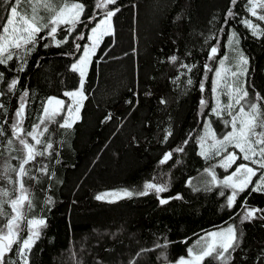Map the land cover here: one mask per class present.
Listing matches in <instances>:
<instances>
[{
  "label": "trees",
  "instance_id": "16d2710c",
  "mask_svg": "<svg viewBox=\"0 0 264 264\" xmlns=\"http://www.w3.org/2000/svg\"><path fill=\"white\" fill-rule=\"evenodd\" d=\"M45 2L56 10L65 3H84V23L59 25L56 40L68 41L59 47L47 37L45 29L40 35L47 38L39 40L26 57L25 71L16 73L0 66L5 72V82L0 84V91H5L0 96V104L4 105L0 125L7 134L0 137V142L11 136L10 125L16 120L15 111L21 102L25 105V131L40 124L50 97L63 101L61 113L54 118L63 121L69 101L64 93L79 85V76L70 71V65L88 44L90 30L100 17L108 10L119 11L111 18L112 34L102 37L89 64L83 89L87 98L80 119L71 130L55 122L41 125L49 129L42 139L52 142L53 155L37 157L26 165L34 169L44 163L54 174L51 179L41 175L38 183L23 178L33 203L28 212L25 202L27 218L47 221V226L41 227L32 264H170L186 257L187 247L200 235L230 224L237 226L238 236L243 233L239 247L229 250L227 260L205 258L203 264H264V221L240 222L245 197L249 206L264 208V191H252L259 174L237 196L234 207H225L230 190L210 183L212 176L206 171L218 173V156L210 150L218 145L210 146L201 138L213 131L219 139L223 129L230 127L224 123L230 119L224 111L229 103L226 93L232 91L227 85L264 96V24L260 23L261 33L255 36L246 26L244 21L251 18L248 0H237L232 6L236 15L227 21L230 0H116L102 9L94 7L96 0H32L38 14L45 17L44 22L49 16L42 7ZM20 9L30 11V6L22 0ZM7 15L0 11V17ZM86 16L94 18L89 22ZM232 33L239 37L238 45L230 46ZM45 43L49 46L44 47ZM76 44L82 46L80 51ZM212 47L217 48L215 55ZM234 47L249 60L246 75H239L244 66L237 65ZM173 55L176 62L170 60ZM18 64L14 58L8 67ZM219 64L223 72L219 88L223 107L218 117L211 110L210 98L213 72ZM234 71L238 77L231 75ZM15 76H19V84L14 92H7V82ZM25 91L28 95L22 101ZM161 98L168 103L161 104ZM259 103L264 110V101ZM109 113L112 119L105 121ZM169 131L171 135L165 140ZM28 140L33 142L30 137ZM181 147L182 152L174 151ZM202 151L204 156L200 155ZM168 152L173 153L172 158L161 164ZM6 157V152L0 156V166ZM149 182L167 185L168 191L159 194L161 197L179 194L183 199L163 206L155 193L114 202L95 199L101 193L136 190ZM0 186H6V182L0 181ZM48 197L53 204H45ZM5 210L10 211L7 207ZM25 223L21 222V241L28 235ZM165 240L170 242L166 249L155 247ZM19 246L13 244L6 260L24 264L16 255Z\"/></svg>",
  "mask_w": 264,
  "mask_h": 264
},
{
  "label": "snow or ice",
  "instance_id": "6c2138e0",
  "mask_svg": "<svg viewBox=\"0 0 264 264\" xmlns=\"http://www.w3.org/2000/svg\"><path fill=\"white\" fill-rule=\"evenodd\" d=\"M30 6V11L21 10L20 5L22 0H0V11L7 12L8 15L5 17H0L4 22L0 23V66H4L7 71L12 72H23L25 71L27 60L26 57L34 51L35 46L38 44L39 40H45L47 37H51L55 41L57 47L61 43H67V38L63 40H56V33L59 25H73L77 23L83 24L84 21L81 20V16L85 14L86 5L82 2H75L71 4L65 3L63 7L58 10L50 6L49 3L45 2L42 7L45 11L49 13L46 22L45 17L38 14V10L35 6H32V0H25ZM39 2V0H38ZM116 0H96L94 7L97 9L106 8L109 4L114 5ZM237 4V0H230V7L226 13L225 20L236 15L232 10V6ZM248 11L251 12L253 17L257 16L255 11L256 4L253 0H248ZM264 8V3L259 5ZM119 9L108 10L104 14V19L97 24L96 27L91 28V33L93 36L88 37L92 41L91 47H83V54L78 58V60L70 65V71L79 74V88L75 91H67L64 93L65 96L72 97L73 103L76 105L73 108L71 105L68 106L69 115L74 111L77 113L75 118L63 119L62 122L55 121V116L58 112L53 110L51 113L47 107L43 108V117L40 119V124L34 125L31 131H25L22 126L23 114L25 111V105L23 102L20 103L19 107L15 111L16 120L10 125L11 136L6 139V141L0 142V147L3 151H0V156H4L7 153V157L4 159L3 165L0 166V181L6 182V186H0V223H3V227L0 228V264H17L16 261L11 259L6 260V254L12 251L13 244L18 243L20 246L16 252L24 264H29V253H31L32 248L35 246L36 242L41 238V232L39 227H46V218H27V214L24 211L25 202L27 203V211L30 212L33 203L30 198L31 193L24 185V177L28 179L39 182L40 176H47L51 179L53 173L49 172L47 164L39 163V166L33 168H26V165L36 161L37 157H51L53 155V144L51 141L42 139L45 133L49 131L47 126L41 128V125H46L48 123H58L60 128L65 130H71L74 127L76 121L80 119L79 112L81 111V101L87 97L84 95V84L86 78V66L90 63V57L94 54L95 46L98 43V38L93 39L96 36L97 30L100 24L107 25L105 31L101 33L107 34L111 30V18L118 12ZM89 22L94 18L93 16L85 17ZM260 21H264V15L258 17ZM244 23L247 27L252 29V34L257 35V27L252 24L250 20H245ZM45 29H47V37L40 35ZM68 35H71V29L68 30ZM78 39H84L83 36H79ZM229 44L238 45L239 37L236 33H232V37L229 39ZM32 47L29 48L28 46ZM47 43L44 47H48ZM76 49L81 50V45L76 44ZM233 51L237 54V65H243L244 69L239 75L247 74V65L249 60L243 55L238 47H234ZM211 53L215 55L217 53V48L212 47ZM14 58L19 61V64L15 68H9V62L13 61ZM226 58V57H225ZM172 62H176L177 57L173 55L170 57ZM221 64H223V59H221ZM183 67H188L187 65H182ZM191 71V68H188ZM221 73L216 71V76L219 77ZM233 77H238L237 72H232ZM5 82V72L0 71V84ZM191 84L192 81L188 80ZM19 84V76H15L8 80L7 82V92H14L17 85ZM232 91L227 92L229 96V103L225 106L224 111L230 119L225 120V127L230 126V131H227L222 139L215 140V144L219 145V148L214 153L215 155H220V151H227V147L231 145L232 147L239 149L242 153V159L244 161H249L251 165H256L257 167L249 166V164L241 163L239 164L235 171L230 175L225 176L222 180H219V185L225 188L232 189V194L227 197V204L225 207L232 208L235 205L236 198L240 193H243L248 189L249 185L253 183L252 178L257 177L259 173V179L252 187L253 192L264 191V110L261 109L260 103L264 101V96L260 93H255L250 95L247 88L236 87L232 88L231 85H227ZM201 90L203 91V85H201ZM215 91V88L213 89ZM234 93V95H233ZM149 95L151 93H148ZM5 91H0V96H4ZM28 92L25 91L23 97L27 96ZM79 97V100L76 99ZM234 100V103L232 102ZM53 101L57 105H62L63 101L56 99L55 97H50L48 103L51 104ZM161 104H167L168 101L161 98L159 101ZM131 103V101H128ZM201 105L205 104L204 100L200 101ZM236 106H239L238 110ZM0 109H4V105L0 104ZM212 112L218 117L221 116V110L219 108H213ZM105 121L112 119L111 113L105 116ZM6 123V121H5ZM103 123V121H102ZM7 134L3 130V125H0V137H4ZM171 135L169 131L164 137L167 140L168 136ZM31 138L32 143L29 142L28 138ZM187 143V140L185 141ZM18 144L19 147L14 145ZM42 146L38 148L37 146ZM174 151L182 152L183 148H177ZM16 153V155H13ZM173 153H165L161 164L166 163L172 158ZM200 155L204 156L205 153L202 151ZM207 158V157H206ZM238 159L236 152H228L226 156L223 157L221 166L226 170L236 162ZM17 161L16 164H12L11 161ZM209 175L212 176V181L210 183H216L217 177L211 169H206ZM239 174V178L234 179ZM11 186V187H8ZM199 191V189H195ZM210 191L211 189H206ZM168 191L166 184L158 185L155 183H145L141 188L136 190L122 189L118 192H112L105 194L107 196H114L117 198H133L134 196H147L150 193H155L157 195L159 205L163 206L168 204L171 200H181L182 196L177 194L173 197L163 198L159 194ZM221 196L224 192L219 193ZM105 195H97L95 199L101 200L105 198ZM251 195V192L249 193ZM248 198L245 197L242 208L246 211L241 215V223L251 222L252 220L264 221V208H257L249 206L247 203ZM109 202H114L110 200ZM54 201L51 197H48L45 201L46 205L53 204ZM10 209L6 211L5 208ZM51 209L49 208V211ZM25 228L28 231L26 238L20 240L19 233L23 230L21 228V222L25 221ZM6 229V233L5 230ZM225 233L227 234L225 237ZM236 225H229L226 229L218 232H211L208 235L211 237H225L219 243L213 240L211 243L204 244L203 247L200 246L201 241H197L194 247H189L187 249L188 259L185 257H180L176 264H202L205 258H211L212 260H227L230 258L231 254L229 250L235 251L239 247V236L243 233H239ZM203 239V238H201ZM167 240L163 245L157 243L156 248H167ZM153 249H142L141 251H150ZM229 255L226 257L225 254ZM163 259L167 260V256L164 255Z\"/></svg>",
  "mask_w": 264,
  "mask_h": 264
},
{
  "label": "rangeland",
  "instance_id": "374dc122",
  "mask_svg": "<svg viewBox=\"0 0 264 264\" xmlns=\"http://www.w3.org/2000/svg\"><path fill=\"white\" fill-rule=\"evenodd\" d=\"M253 3L254 4H256L257 6H256V8H255V11L257 12V16L256 17H253L252 15H251V12H249V16H251V18H249V20L252 22V24L254 25V26H258L257 27V29H256V31L258 32V35H260V33L261 32H259L260 31V28H259V25H260V23H263L264 24V21H260L259 19H258V17L260 16V15H264V8H261L259 5L261 4V3H264V0H253ZM69 4H71V3H69ZM251 5H249V7H250ZM104 19V16H101L100 17V20L98 21V22H96V24H95V26L94 27H96L97 26V24H99V22L100 21H102ZM106 27H107V25H104V24H100L99 25V28H98V30H97V33H96V36L95 37H93V39H96V38H98V43L96 44V46H95V51H94V54L96 53V50H97V47L99 46V43H100V41H101V39H102V37H104V36H106V35H110V34H112V28H111V30H109V33H107V34H103V35H101V33H103L104 31H105V29H106ZM251 29V28H250ZM252 30V29H251ZM90 36H93V34L91 33V30H90V34H89V37ZM85 46H87V47H91L92 46V41L91 40H89V42H88V44H86ZM83 54V52L81 51V54H80V56ZM94 54H92L91 55V57H90V63H91V61H92V57L94 56ZM79 56V57H80ZM78 57V58H79ZM78 58H77V60H78ZM76 60V61H77ZM75 61V62H76ZM89 63V64H90ZM87 65L86 66V76H87V72H88V69H89V67H90V65ZM216 71H219L220 73H221V75L219 76V77H217L216 76ZM215 72H213L214 73V75H213V81H212V89H211V110L213 109V108H221V107H223V103H222V99L220 98V95H219V93L221 92V91H219V88L221 87V80H222V78H223V72H222V65H218V68H217V70H216ZM78 74V73H77ZM78 76H79V74H78ZM79 78V77H78ZM78 88H79V85H78ZM77 88V89H78ZM215 88V91H213V89ZM73 91H75V90H73ZM228 97V96H227ZM226 97V98H227ZM76 99L77 100H79V97H76ZM68 106L69 105H71L73 108H75L76 107V105L73 103V98L72 97H68ZM85 100V99H84ZM84 100H82L81 101V109H82V106H83V102H84ZM227 100L229 101V98H227ZM62 101V100H61ZM227 101V102H228ZM226 102V103H227ZM46 107L49 109V112L51 113L53 110H55V111H57L58 112V114H60L61 113V109H62V107H63V105H57L56 103H55V101H53L51 104H49L48 102L46 103ZM238 108H239V106H237L236 107V109L238 110ZM77 115V113H75L74 111L71 113V115H69V112H68V107H67V109H66V115L63 117L64 119L65 118H68V119H73V118H75V116ZM79 116H80V112H79V114H78ZM43 117V116H42ZM41 117V118H42ZM231 129H230V127H229V129H227V130H225V128L223 129V133L221 134V136H219L220 138L219 139H222V137H223V135L227 132V131H230ZM207 131H210L209 129H207ZM202 138V140L204 141V142H208L209 143V145L210 146H212V145H214L215 144V140H217L218 138H215V133L212 131V133H209V132H206L205 133V135H203V137H201ZM217 146V145H216ZM218 148H219V145H218ZM218 148H210V150L211 151H214V152H216V150L218 149ZM228 152H236L237 153V156H238V158L239 157H241V159H240V163H233L227 170L224 168V167H222L221 166V163H222V160H223V157L224 156H226L227 155V153ZM242 153H240L239 152V149H236V148H234V147H232L231 145H229L228 147H227V151L225 152V151H223V150H221L220 151V155H216V156H218V158H217V160H216V165L219 167V170H218V173L216 174V177H217V182L216 183H214L215 185H217V186H219V187H221L222 185H219V183H218V181L219 180H222L225 176H227V175H230L232 172H234L235 171V169H233L234 167H237L239 164H241V163H246V164H249V166H251L250 165V162L249 161H244L243 159H242ZM238 160V159H237ZM236 160V161H237ZM254 167H257L256 165L254 166ZM259 174V173H258ZM237 178H239V174H238V176L237 177H235L234 179H237ZM253 178H255V177H253ZM253 178H252V180H253ZM223 187V186H222ZM223 188H225V187H223ZM227 189H229L230 190V195L232 194V189H230V188H227ZM118 192V191H117ZM108 193H112V192H106V193H101V195H105V194H108ZM118 199H121V198H117V197H114V196H107V195H105V198L104 199H101V200H106V201H110V200H112V201H116V200H118ZM246 211V209H244L243 210V213H241L242 215L244 214V212ZM229 225H227V226H225V227H220V228H217V229H214V230H211V231H208V232H206V233H204V234H202V235H200L196 240H194V241H192V244H190L188 247H187V249L189 248V247H194L196 244H197V241H201V244H200V246L201 247H203L204 246V244H206V243H211L213 240H215L217 243H219L222 239H224L225 237H226V233H225V237H219V236H217V237H211V236H209L208 234L209 233H211V232H218V231H221V230H223V229H226L227 227H228ZM39 231L41 232V227H39ZM201 238H203V239H201ZM39 242H40V239L36 242V244H35V246L32 248V251H31V253H29V256H28V259H29V264H32L33 262V260H34V258H33V254H34V252H35V248H37L38 247V244H39ZM226 255V254H225ZM186 259H188L189 257H188V255L186 254V257H185ZM178 261V260H177ZM170 264H176V262H174V263H170ZM202 264H203V262H202Z\"/></svg>",
  "mask_w": 264,
  "mask_h": 264
}]
</instances>
